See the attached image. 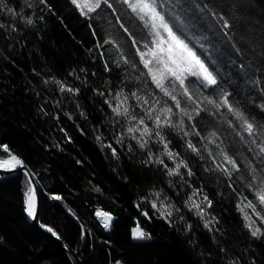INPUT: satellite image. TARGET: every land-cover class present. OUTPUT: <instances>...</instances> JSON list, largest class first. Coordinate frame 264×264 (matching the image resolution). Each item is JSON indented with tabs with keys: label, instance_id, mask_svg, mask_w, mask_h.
I'll use <instances>...</instances> for the list:
<instances>
[{
	"label": "trees",
	"instance_id": "obj_1",
	"mask_svg": "<svg viewBox=\"0 0 264 264\" xmlns=\"http://www.w3.org/2000/svg\"><path fill=\"white\" fill-rule=\"evenodd\" d=\"M109 2L112 8L104 6L91 19L81 16L70 0H3L0 6V145H7L35 176L40 222L53 229L82 264H264V236L250 235L236 207L237 193L255 201L246 180L235 174L230 180L216 169L225 162L214 152L213 139L220 151L237 159L243 176H248L244 167L248 160L260 164L249 145L236 136L239 122L226 109L215 112L204 105L210 111L196 121L183 117L185 130L192 132L195 123L201 136L192 132L181 138L182 133L167 131L171 150L193 173L188 176L182 167L183 179L169 176L161 165L144 163L149 149L160 155L162 145L153 141L149 149H141L127 135L116 144L129 122L116 116L105 100L115 105L113 96L121 88L125 93L138 90L155 107L160 106L156 99L161 105L173 102L143 77L137 79L142 66H118L110 58L106 39L116 41L121 54L138 62L120 24L137 39L144 30L119 0ZM165 6L175 27L217 75L219 87L205 89L202 95L218 98L226 91L234 106L264 126V0H166ZM219 17L228 21L227 29ZM27 18L33 23L27 24ZM56 81L79 91L62 92ZM190 87L195 91L194 85ZM132 111L144 114L141 107ZM211 131L216 138L201 139ZM187 140L200 155L187 148ZM108 144L117 149L118 159L105 147ZM7 157L0 148V160ZM27 181L21 171L0 176V264H75L69 253L27 221ZM194 189H202L212 201L211 208L202 205L205 219L213 221L211 230L185 203ZM156 192L159 198L153 195ZM55 195L62 199H53ZM151 200L172 206L171 226L151 208ZM98 209L113 217L108 229L96 216ZM145 211L148 217L143 216ZM137 222L151 239H132ZM257 224L264 229V223Z\"/></svg>",
	"mask_w": 264,
	"mask_h": 264
},
{
	"label": "snow or ice",
	"instance_id": "obj_2",
	"mask_svg": "<svg viewBox=\"0 0 264 264\" xmlns=\"http://www.w3.org/2000/svg\"><path fill=\"white\" fill-rule=\"evenodd\" d=\"M42 2L46 3L47 0H42ZM70 3L79 14L86 19L93 18L94 15L98 14V10H101L104 6L112 8V4L109 0H70ZM119 3L125 6L127 15L138 21L144 30L141 38L137 39V34L131 32L123 23L120 24L123 32L127 33L128 37L131 39V46L135 49V56L138 57V62H133L122 53L121 59L123 63L125 65H131L133 68L142 66L137 79L143 77L146 83L150 82V84L154 86V89L158 90L159 94H162L163 97H167L173 103L168 104L166 101L161 105V101L156 99L155 105L160 106L155 107L149 102V99L141 97L138 94V90L125 93L124 89L121 88L113 96V99L116 101L115 105L105 100V103L108 104L116 116H123L127 118L129 122L126 132H121V134L116 137V144H122L124 136L127 135L131 140H134L141 149H149V145L153 141L162 145L163 151L160 155H155L149 149L148 159L144 161V163L161 165L166 169L169 176H181V179H183L181 175L182 167L187 169L188 176H192L193 173L188 163L183 159H179V153H175L171 150V141L167 138V131L171 129L177 133H182L181 138L190 136L192 132H194L196 136H201L200 131L196 130L195 123L191 124L192 132L185 130L188 125L185 124L183 117H187L189 122L196 121L197 118L201 116L202 112L210 111V109L204 105L212 106L215 112H219L220 109H226L227 113L231 114L235 117V120L239 122L238 130L235 133L236 136L240 137L242 141H245L249 145L248 151L259 158L260 164L253 165L252 161L248 160L244 164V167L248 171V176H243L241 164L237 162V159L229 155L227 150L221 149L225 163L224 165L217 164L216 169L220 170L222 174L230 180L234 177V174L239 176L240 179L246 180L245 186L247 190L252 193L258 205L264 207V126L252 121L242 110L234 106L230 102V94L228 92L221 91L218 98L202 95L205 89L215 90L219 87L217 75L210 69L208 64L201 59V56L194 47L191 46L185 34L172 23L173 18L169 15L170 10H167L165 6L166 0H119ZM0 6H3V0H0ZM196 7L199 8V5L197 4ZM200 10L203 11V9ZM7 11L13 13V9L11 8H7ZM113 11H115V9H113ZM119 19L120 18L117 17L118 21ZM218 19L222 21V28L227 29L229 27L227 20H223L222 17ZM26 23L32 24L33 21L31 18H27ZM93 35H96L95 30H93ZM104 43H111L119 47L114 40L106 39ZM97 47H101V45L97 44ZM107 68L108 66L105 64V69L107 70ZM56 83L61 84L60 90L62 92L79 91L78 89L66 87L59 81H56ZM190 85L195 86V91ZM177 91H179L180 95H183L187 101L195 105L191 113L181 106V101L175 94ZM198 93L200 94L199 96L197 95ZM100 95H104V93H100ZM131 99L136 101L135 105L128 103ZM144 105H147V108H144ZM134 107H141L144 114L140 116L133 114L132 110ZM177 115L180 117L179 120H177ZM227 123L233 129L237 128V125L233 124L232 120H228ZM244 134H246V136ZM217 135L215 131H211L208 136L201 137V139H208V137L216 138ZM97 140H101V137L97 136ZM212 142L215 143V139H213ZM186 144L188 149L200 155V149L197 148L191 140H187ZM105 147L111 150L113 157L119 158L117 149L113 147L112 144H108ZM0 148L8 154L7 159L0 160V169L15 170L17 167L26 169L24 161L15 154H12L7 145H0ZM128 148L131 151V144L128 145ZM164 157L172 161L174 167H169L168 164L165 163ZM201 159H203L202 156ZM213 160H215V157H213ZM25 175L29 176V173L25 171ZM27 184L28 189L25 192L26 211L29 216L35 217V193L31 185V179H28ZM97 191H99V189H97ZM233 191H235V189H233ZM153 195L159 198L160 193L156 192ZM199 195H202L203 198L197 202L195 197ZM237 196H239V201L236 207L242 214L245 222L244 227L249 230L250 235L254 238L264 236V229L256 223V219H258L260 223H264V214L257 211V203H254L253 200H249L247 196H243L240 193H237ZM52 198L56 200L62 199L59 195H55ZM141 199L145 201L148 200L147 197H142ZM148 202H150L151 208L155 209L159 216L166 220L171 226L172 220L170 217L173 214L171 211L172 206L164 204L163 201H160L159 205L157 200ZM185 203L190 211L195 210L196 215L204 220V227L211 230L210 225L213 221L205 219L206 210L202 205L206 204L207 208H211L212 201L206 194L202 193V189H194L192 195L188 197ZM137 207H139V205H137ZM246 209L248 211H246ZM96 216L102 218L103 227L105 229L110 227L111 220L113 219L111 214L98 209L96 211ZM143 216L148 217V212H143ZM253 217H256V219H253ZM181 219L183 218L181 217ZM190 227L189 225L188 228ZM47 230L52 232L53 235H56L53 229L48 228ZM131 236L134 240L151 239V235L146 233L139 226V222H137L136 227L131 229ZM117 264H119V262H117Z\"/></svg>",
	"mask_w": 264,
	"mask_h": 264
},
{
	"label": "water",
	"instance_id": "obj_3",
	"mask_svg": "<svg viewBox=\"0 0 264 264\" xmlns=\"http://www.w3.org/2000/svg\"><path fill=\"white\" fill-rule=\"evenodd\" d=\"M25 164V163H24ZM26 169L25 168H20L17 167L15 170H4V169H0V176L5 177V176H9L17 171H21L24 173L25 175V171H27L29 173V176H26L27 180L31 179V185L32 188L34 189V193H35V209H36V215L35 217H28L26 210H25V214H26V219L27 221L33 225L34 227H36L41 233H43L44 235H46L48 238H50L51 240H53L62 250H64L65 252L69 253L70 256L73 258L75 264H82L80 258L77 256L76 252L71 249L66 243L65 241L56 233V235H53L52 232H49L47 229L50 228L46 225H43L40 220H39V211H40V187L39 184L35 178V176L33 175L32 171L28 168V166L25 164ZM25 207V204H24Z\"/></svg>",
	"mask_w": 264,
	"mask_h": 264
},
{
	"label": "rangeland",
	"instance_id": "obj_4",
	"mask_svg": "<svg viewBox=\"0 0 264 264\" xmlns=\"http://www.w3.org/2000/svg\"><path fill=\"white\" fill-rule=\"evenodd\" d=\"M107 50H108V53H109L110 58L112 59V61H114V63H116L118 66H121L123 64V60L121 59V53H120L118 47H116L113 44L109 43L108 46H107ZM175 94L178 96V99H180L181 105H183L185 107V110L191 113L192 110L195 108V105L192 104L191 102L187 101V99L183 95H180L179 91H177V93H175ZM212 148H213L214 152L218 156H220V157L223 156L221 154V151L219 149V145L217 143H213L212 142ZM195 199H196L197 202L200 201V199H198V198H195ZM253 202L257 203L256 201H253ZM158 205H159V203H158ZM246 211H248V210L246 209ZM257 211L261 212V214H264V207L259 206L258 203H257ZM99 219L101 221V224L103 225L102 218L99 217ZM253 219H256V217H253ZM257 222H259L258 219H256V223ZM117 262H119V264H122L120 261H116L113 264H117Z\"/></svg>",
	"mask_w": 264,
	"mask_h": 264
},
{
	"label": "bare ground",
	"instance_id": "obj_5",
	"mask_svg": "<svg viewBox=\"0 0 264 264\" xmlns=\"http://www.w3.org/2000/svg\"><path fill=\"white\" fill-rule=\"evenodd\" d=\"M6 159H7V158H6ZM25 210H26V205H25ZM26 213H27V211H26ZM27 216H28L29 218L31 217V216L28 215V213H27ZM111 221H112V220H111Z\"/></svg>",
	"mask_w": 264,
	"mask_h": 264
}]
</instances>
